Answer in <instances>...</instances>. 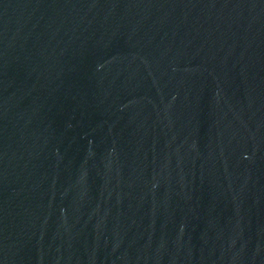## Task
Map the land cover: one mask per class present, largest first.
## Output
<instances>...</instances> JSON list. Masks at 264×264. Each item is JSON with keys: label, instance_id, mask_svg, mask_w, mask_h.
<instances>
[{"label": "water", "instance_id": "water-1", "mask_svg": "<svg viewBox=\"0 0 264 264\" xmlns=\"http://www.w3.org/2000/svg\"><path fill=\"white\" fill-rule=\"evenodd\" d=\"M0 264H264V0H0Z\"/></svg>", "mask_w": 264, "mask_h": 264}]
</instances>
